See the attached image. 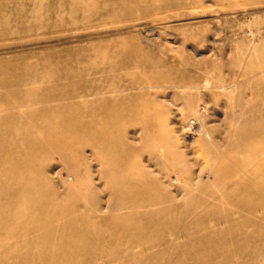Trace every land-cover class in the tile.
Masks as SVG:
<instances>
[{"label": "rangeland", "instance_id": "rangeland-1", "mask_svg": "<svg viewBox=\"0 0 264 264\" xmlns=\"http://www.w3.org/2000/svg\"><path fill=\"white\" fill-rule=\"evenodd\" d=\"M147 1L170 5L148 9L141 0H0V264H89L87 256L72 254L56 262L52 253L60 244L29 243L23 229L11 228L6 221L8 155L16 152L30 161L29 176L48 185L28 188L39 195L35 198L51 192L59 197L63 183L69 182L73 195H92L103 208L111 177L126 176L133 167L153 176L164 169L158 165L160 151L171 152L181 144L191 147L187 159L197 162L194 173L199 167L213 173L208 180L201 176L197 187L193 183L187 197H179L187 205L172 216L187 222L193 210L220 220L236 215L219 226L201 225V235L223 236L217 246L188 235L195 243L186 250L200 256L197 263L183 264H209L204 253L214 251L215 258L227 253L221 256L226 264H264V238L260 243L231 241L245 231L264 235V219L257 221L262 215H247L241 208L249 200L264 208V0ZM77 70L75 78L66 80V74ZM84 81L93 89L115 92L87 96L79 83ZM73 84L80 98L63 97ZM29 89L35 96L21 102L17 95ZM48 89L52 91L42 93ZM197 110V124L211 130L216 150H209L204 140L195 142L200 133L192 127L187 128L189 138L181 133ZM61 142L67 145L61 147ZM165 157L169 166L181 163L178 157ZM167 172L172 179L181 176L179 170ZM84 183L89 186L80 193ZM246 183L252 184V192ZM192 195L204 204L188 202ZM19 199L13 200L26 201ZM59 201L72 206L71 199ZM247 217L251 222L238 226ZM141 230L135 232L144 234ZM149 233L153 243L159 234ZM139 247L143 253L156 249ZM80 250L86 254L89 249ZM120 250L126 247L95 248L102 253ZM247 253L250 258H244ZM167 262L166 256L148 261Z\"/></svg>", "mask_w": 264, "mask_h": 264}, {"label": "bare ground", "instance_id": "bare-ground-1", "mask_svg": "<svg viewBox=\"0 0 264 264\" xmlns=\"http://www.w3.org/2000/svg\"><path fill=\"white\" fill-rule=\"evenodd\" d=\"M141 1L144 4L146 1L145 5L148 6V9L149 7L164 8L167 5H170L169 3L157 1ZM76 72L78 73L79 71L77 70L74 73L66 74V80L75 78ZM88 74L90 75V73ZM79 83H81L80 86L87 89L85 92L87 96H99L113 92L108 89L103 90L100 87L93 89V86H89L85 81ZM74 87L73 84V87L63 90V97L73 96L76 99L80 98V93L74 91ZM32 91L33 90L31 89L22 91L17 97L21 99V102L25 101L24 99L27 100L35 96V93ZM51 91L52 89H48L42 91V93L48 94ZM104 102L105 101H102L101 104ZM192 103L193 101L188 103L190 111H193L194 109ZM81 105L84 109L85 104ZM199 111L197 110L196 115L193 114L195 115L192 119L193 122L181 126V133L183 136H186L188 134V126L189 130L190 127H192L191 130L200 133V136H198L195 142L199 143L200 140H204L205 142H208L209 150L212 148L216 150L215 143L211 141V130H203V126L197 124V122L200 121V117L197 115ZM189 134L188 138L190 136ZM97 138H99V142L106 144V139L104 137L97 136ZM213 141H215V139H213ZM96 142L95 145L97 144ZM65 145H67L65 142H61V147ZM91 147L93 150L98 149V147L93 144ZM190 148V146L188 147L181 144V147L176 145V149L174 146L171 152L166 151V153H164V150H161L159 157L162 158V162L158 165L164 169L160 168L159 170H155L153 176H150L151 172L142 173L139 170V167H133L131 170L132 172L127 173L126 176L118 174L119 176L115 178L111 177L110 181L108 180L105 185V190L108 192V200L102 205L103 208L101 207V204H99L97 198L92 195H73L71 189L72 183L69 182L63 183L62 188L65 190L59 197L54 192H51L50 194L40 196L39 199L35 198L39 195L28 192V188L36 190V188L48 189L49 187L47 184L41 182L36 184L32 179L33 176L31 177L28 174L30 166L32 165L31 162L24 160V157H18L16 152H14L11 156L8 155L6 157L9 166L7 172L9 181L6 185L8 196L10 195L11 198L10 203L8 202L7 204L9 210L8 215L6 216V221L11 223V228L13 229H23V237L29 243L37 240L43 242L53 241L60 244V249L57 252L52 253V255L55 256L54 260L56 262L60 259L58 257L62 258L63 256L72 254L87 256L89 264L91 262L92 264H114L115 261H119V264H153L148 263V261L160 256L167 257L168 262L166 264H183L185 261L188 262L192 260H195L194 262L197 263L198 261L196 260H198L200 254L190 255L188 253L189 251L186 249L194 244L195 241L192 239L189 240L187 236L193 233L198 235L196 241L199 242L200 239L212 243L213 246H217L221 239H223V236L220 233L201 235L200 232L203 230L201 229V225L205 224L204 222H208L209 224L207 227L219 226L218 224H221L220 222L226 223L230 218H236V215L227 218L224 217L220 220V218H208L206 214L201 215L193 210V218L187 222L175 219V216H172L174 212H178V210H181L187 205V201L179 203V197H187L191 192V186H193V183L197 187V184H199L198 181L201 180V176L205 175L208 180L213 173L211 168L205 170L203 167H199V169L196 168V173H194V167H197V162L195 160L191 161L190 159H187L191 155L187 152V149ZM164 155H166V159H170V155H172V158L173 156L178 157L181 163L179 162L176 166H169L164 163ZM155 159L157 158L155 157ZM168 170H179L181 176L177 175L172 179L167 172ZM193 174L194 179L192 178ZM241 183L242 182H240V184ZM246 184L248 185L247 188L252 192V184ZM87 186H89L87 183L82 184L79 192H85L88 188ZM234 189H236V185ZM234 189L232 188L231 190ZM257 190L258 188H255L256 192ZM260 192L263 193L264 188L261 189ZM209 197L213 198V194L210 193ZM17 198L26 201H23L22 204L17 203L16 200H13ZM189 198L188 202H201V204H204L200 196L192 195L189 196ZM62 199L65 201L71 199L72 206H62V202L59 201ZM240 205L241 204H239V206ZM241 208L247 215L256 216L257 214H261L262 217L257 220L258 222L264 219L263 212H256L259 209H264L261 208V202H250L249 200L244 203ZM103 213L108 214V216H101ZM248 218L249 217L238 226L241 228L246 227L248 221L251 222ZM137 228L142 229L140 232L142 233V231H144V234H139V232L136 233L135 230ZM235 228L238 229L237 226H235ZM103 229L108 230L103 232ZM151 231H156L157 234H159V237H157L156 240L154 239L155 241L153 243L147 238V235L150 234L149 232ZM260 234L253 235L245 231L242 234L238 233L231 239V241L234 245L250 241H257L260 243L264 238V235H262V233ZM14 237L17 238V234L14 235ZM114 244L126 247V250L112 253L95 252V248H99V246L111 247ZM139 246L151 249L153 247L156 249L153 252L150 251L151 253L143 250V253L137 251V249L140 248ZM80 247H86L89 250L84 254L80 250ZM39 253L42 254L43 251ZM221 254L226 255L227 253L221 252ZM19 255L20 253L14 256L17 257ZM42 255L46 257V251ZM204 255L210 259L207 261L209 264H226L221 257L222 255H217L218 257L216 258L214 257L216 255L215 251L211 253L205 252ZM234 255L236 257L237 254ZM244 256V258H250L251 254L247 253ZM21 257L23 259L27 258L28 260L32 256L21 252ZM237 257L240 258V254H238ZM28 261L34 263L32 259ZM41 262H43L42 259L40 260V263Z\"/></svg>", "mask_w": 264, "mask_h": 264}]
</instances>
